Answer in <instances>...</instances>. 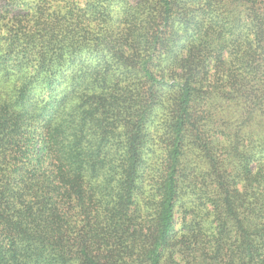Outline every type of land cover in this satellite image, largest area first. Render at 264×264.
Segmentation results:
<instances>
[{"label": "trees", "instance_id": "1", "mask_svg": "<svg viewBox=\"0 0 264 264\" xmlns=\"http://www.w3.org/2000/svg\"><path fill=\"white\" fill-rule=\"evenodd\" d=\"M173 1L118 71L0 40V264H264V0Z\"/></svg>", "mask_w": 264, "mask_h": 264}, {"label": "rangeland", "instance_id": "2", "mask_svg": "<svg viewBox=\"0 0 264 264\" xmlns=\"http://www.w3.org/2000/svg\"><path fill=\"white\" fill-rule=\"evenodd\" d=\"M71 1L0 0V40L3 44L13 42L17 51H26L30 55L43 53L51 58L53 81H56L53 83H60L67 74L90 70L92 66L94 69H103V73L118 71V60L114 61L112 56L121 51L128 53L130 37H133L135 43L131 45L128 54L143 53L145 41L152 32L151 27L159 20L157 0H76L74 3L78 6L85 2L98 6L93 9V14L95 11L99 17L94 15L92 20H97L92 22L88 16L81 17L75 6L64 8ZM208 3L205 0H174L173 6L177 18L193 20L194 11ZM228 4L238 6L232 2ZM240 7H252V0H244ZM57 11L61 13L60 16L55 15ZM109 12L112 16L124 12L122 28L119 29L118 25L109 26ZM48 16L58 18L49 21ZM50 23L52 25L49 27ZM7 50L6 46L2 49L4 52ZM44 87L43 81L33 85L27 101H43L47 92L42 91ZM48 94L54 95L53 89H49ZM148 190L150 201L156 200L153 197L155 190ZM150 212L153 214L155 208ZM178 220L180 228L181 218Z\"/></svg>", "mask_w": 264, "mask_h": 264}]
</instances>
